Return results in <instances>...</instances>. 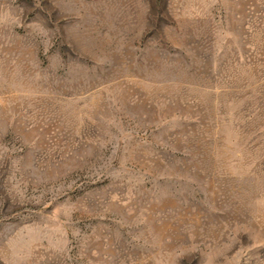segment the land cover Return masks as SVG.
Segmentation results:
<instances>
[{"label":"rangeland","instance_id":"374dc122","mask_svg":"<svg viewBox=\"0 0 264 264\" xmlns=\"http://www.w3.org/2000/svg\"><path fill=\"white\" fill-rule=\"evenodd\" d=\"M0 264H264V0H0Z\"/></svg>","mask_w":264,"mask_h":264}]
</instances>
